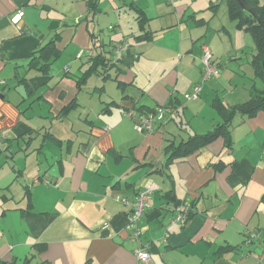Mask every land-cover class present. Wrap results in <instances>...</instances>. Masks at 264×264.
<instances>
[{"label": "crops", "instance_id": "obj_1", "mask_svg": "<svg viewBox=\"0 0 264 264\" xmlns=\"http://www.w3.org/2000/svg\"><path fill=\"white\" fill-rule=\"evenodd\" d=\"M119 1L102 6L97 0L91 8L88 0H0V264H264V111L231 120L230 149L219 137L175 162L168 163L166 151L222 122L215 98L232 107L246 101L252 87L262 89L251 67L254 44L244 42V33L241 43L243 31L234 26L239 45L228 36L222 54L213 48V59L222 70L229 53L249 45V72L220 74L202 84L198 99L183 102L179 77L192 91L201 76L202 56L188 48L193 40L184 39L173 68L155 76L158 37L177 23L151 28L159 19L152 9L164 6L162 0H141L139 7L132 0L136 30L101 26L103 12L107 24H118L126 5ZM209 3L215 11L218 4ZM189 11L179 7L177 19L187 14L183 21L190 20ZM50 23L57 26L49 29ZM122 44L128 50L115 61ZM96 57L106 67L87 74ZM92 76L112 81L119 94L107 95L97 79L87 85ZM160 107L179 113L138 134V109ZM148 183L157 189L130 227L134 199ZM180 213L186 221L174 223ZM137 251L149 259L140 260Z\"/></svg>", "mask_w": 264, "mask_h": 264}, {"label": "rangeland", "instance_id": "obj_2", "mask_svg": "<svg viewBox=\"0 0 264 264\" xmlns=\"http://www.w3.org/2000/svg\"><path fill=\"white\" fill-rule=\"evenodd\" d=\"M131 1L132 0H126V5H125V8H123L122 16L119 18L118 24H114V23L113 24L112 23L107 24L106 19H105L106 13L105 12L101 13L99 16L101 26H105V28H114L115 30L120 29V30H124V31H129L131 28H132V30H136V26L134 25V23H135L134 22V16L136 14L135 9L133 7L132 8L128 7V5L130 4ZM140 1L141 0L134 1L133 5L136 7H139L138 2H140ZM144 1L148 2L149 0H144ZM106 2H108V0H101L102 6H104V3H106ZM162 2L164 3V6H161L160 8L152 9L151 14L153 16H158L159 19L158 20L154 19L151 21V23H150L151 28H153V29L162 28V27H166L168 24H172L175 22L177 23V26L173 30L166 31L158 37L157 45L159 47V50H157V51L159 52L158 56L160 58L161 65H159V67H157V69H155V71H154L155 76L159 77L160 71L163 68L166 69L165 74L171 68H173V65H171V63H172L171 58L175 57V56L177 58V54L179 53V48H180L181 44L183 43L184 39L187 40L188 37H191V39L193 40L192 42H190V41L188 42V48H189V46H193L194 50H195L194 52H196V51L200 52L201 56H202V51H201L202 46L207 47L210 51H212L214 48L215 55H217V52L219 54H222V51H221L222 46L229 45L230 41L227 43L228 36H229V40L230 39L233 40L234 46L239 45L238 42L236 41V38L234 35V33H236V32H234V29H235L234 24L232 22H230V19L228 17L226 3L223 0H213L212 4H215V5L218 4L215 7V11H213V9L210 8L211 6L209 3V0H179V3L176 4L175 6L167 3L166 0H162ZM118 3H120V5H121V2L119 0H118ZM183 6H190V11H189L190 16L194 15L196 17L195 20L190 18V20L184 22L183 19H187V16H188L187 14L185 15V17H181V19H177L178 15H179V14H177V13H179V7H183ZM103 9H104V7H103ZM193 10L196 11L195 14H193ZM124 11L128 12V14L126 15ZM175 12H176V14H175ZM199 18H203V20L201 22H196V21H198ZM222 26H224V28L226 30L230 31V33H228V35H227V33H224V31L221 30ZM241 33H244V34H241ZM240 34L241 35H247V36H245V39H244V42L246 44H249L250 46L253 44L251 41V38H249L250 36L248 34H245V32H238L237 38L241 43L243 42V40H242V37ZM246 39H248V40H246ZM249 45L245 49L243 48L242 52L241 51H239V52L232 51L231 53H229L231 56L230 57L231 60L230 61L226 60V62L222 63L223 69L219 70V75L223 74V76H229L232 74V71H235V72L240 71L243 73L249 72V70L251 68L246 63V61L248 59H250V56H251ZM68 54H69V52H67L61 60H64ZM188 54H190V53H188ZM70 55H73V57L75 58L74 51L72 53H70ZM187 60L192 61V57L191 58L189 57ZM156 61H157V59H156ZM77 68H78V66H76V68L73 67V71ZM161 78L162 77H160L158 79H161ZM94 79H97L99 81V84L96 86L100 87L103 85L105 87L107 95L114 96V94L112 92L119 94V91L115 88V85L112 81L104 82V80H102V82H101V80L98 79L96 76H92L86 82V84L90 85V81H92ZM183 80H185V79L180 76L179 80H178V85H180L181 88L186 89V91H184V90L182 91V93L180 94V97H179L184 102L183 96L185 94L189 93V92H187V91H189V89L191 92V88L186 87ZM255 81H256V83H258L257 86L259 87L260 81L258 79H255ZM187 82H189V81H187ZM209 82H211V80L204 83L203 86L207 85ZM243 83L244 84L246 83L245 79L243 80ZM204 91H205L206 95H208V89L205 88ZM185 92H187V93H185ZM99 95H101V94L99 93ZM101 96H102V98H106V96L104 94H102ZM200 98H199V100H200ZM88 100H89V98H85L86 103H88ZM194 103L195 102L190 103V120H191V114H193V110L195 109ZM97 104L98 103L96 100L91 99L90 105L93 108L96 107ZM207 111H208V108H206V112ZM212 115H214V117H216L215 113H213ZM77 116H79V113H76L75 117H77ZM184 118L188 119V114H187V116H184L183 119ZM75 124H78V122ZM195 125L196 124H194V127H195Z\"/></svg>", "mask_w": 264, "mask_h": 264}, {"label": "trees", "instance_id": "obj_3", "mask_svg": "<svg viewBox=\"0 0 264 264\" xmlns=\"http://www.w3.org/2000/svg\"><path fill=\"white\" fill-rule=\"evenodd\" d=\"M88 3L91 8H95L97 5V0H88ZM226 6L228 11V17L230 22H232L236 29L242 30L247 33L254 44L255 54L252 56L251 67L254 71V76L259 78L264 84V66H263V58H264V0H226ZM195 20V16L191 17ZM196 22H199L196 21ZM211 59L212 63H214L218 68V73L212 77H210L207 81H203V64L201 69L200 82L197 85L201 86L202 84L212 80L219 76L220 65L217 61L213 59L212 51ZM203 55V50H202ZM202 63V59H201ZM98 65H102L106 67L104 58L96 57L92 61V65L89 71L86 73H90L95 71ZM114 65V64H113ZM86 74V75H87ZM84 75L83 79L86 78ZM196 86V85H195ZM194 86V87H195ZM193 87V88H194ZM200 90V92H201ZM200 92L198 93L196 99H198ZM193 93L192 91L189 93L190 95ZM187 95V94H185ZM184 95V96H185ZM183 96V99L187 101ZM196 99H190V101H195ZM214 110L221 118L222 122H219L215 125L212 131L202 134V135H190V138L186 141L178 144L177 146L173 144H169L166 148L167 153L169 154L168 163L175 162L178 160H182L184 157L189 154H194L199 149L205 147L208 143L214 141L219 137H224L225 146L227 148L232 147L231 137L229 135L228 127L231 123V120L236 115L246 116L247 118L253 117L258 111H264V86L262 89L252 87V90L249 93V98L241 104L228 107L222 103V101L218 98L214 99V104H212ZM165 112V120L163 122H156L153 126L157 124L165 125L169 121L173 120L179 112L176 107H160ZM141 114L150 115L153 114L155 110H142L138 109ZM140 114V115H141ZM177 126L182 128L181 122L177 123ZM264 199V198H263ZM258 235V233H257Z\"/></svg>", "mask_w": 264, "mask_h": 264}, {"label": "built area", "instance_id": "obj_4", "mask_svg": "<svg viewBox=\"0 0 264 264\" xmlns=\"http://www.w3.org/2000/svg\"><path fill=\"white\" fill-rule=\"evenodd\" d=\"M128 50V44H122L119 46L114 52L113 59L117 60V56L121 53H124ZM203 55H202V64H203V81H207L210 77L216 75L218 73L217 66L212 63L210 50L203 46ZM80 56V54L78 55ZM201 90L200 85H196L193 88V93L187 94L184 98L187 101L190 99H196L198 93ZM126 116H132L131 113L126 114ZM165 120V112L162 108H157L153 114L146 115L141 114L138 119L135 121L133 125V129L138 133H151L154 130V125L156 122H163ZM157 189V187L153 184L144 185L137 193L134 203H133V211L130 216V227L136 228L137 221L144 215L146 209L148 208V201L152 193ZM187 219V215L184 213H180L175 216L174 223H184ZM257 234V232H255ZM141 235L140 229H135L134 236L139 237ZM254 235L249 234L248 241L253 238ZM137 256L142 261H147L149 259V255L145 251H137ZM264 258V256H263Z\"/></svg>", "mask_w": 264, "mask_h": 264}, {"label": "water", "instance_id": "obj_5", "mask_svg": "<svg viewBox=\"0 0 264 264\" xmlns=\"http://www.w3.org/2000/svg\"><path fill=\"white\" fill-rule=\"evenodd\" d=\"M54 24H55V26H57L56 23H50L48 28L51 29ZM33 34H34V36H37V35H39V31L35 30ZM263 66H264V58H263Z\"/></svg>", "mask_w": 264, "mask_h": 264}]
</instances>
